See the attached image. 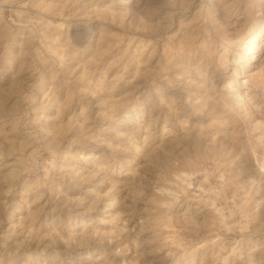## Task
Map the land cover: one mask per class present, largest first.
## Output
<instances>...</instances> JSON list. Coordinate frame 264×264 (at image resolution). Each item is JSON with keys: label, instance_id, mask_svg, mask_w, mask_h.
<instances>
[{"label": "rangeland", "instance_id": "obj_1", "mask_svg": "<svg viewBox=\"0 0 264 264\" xmlns=\"http://www.w3.org/2000/svg\"><path fill=\"white\" fill-rule=\"evenodd\" d=\"M0 264H264V0H0Z\"/></svg>", "mask_w": 264, "mask_h": 264}, {"label": "bare ground", "instance_id": "obj_2", "mask_svg": "<svg viewBox=\"0 0 264 264\" xmlns=\"http://www.w3.org/2000/svg\"><path fill=\"white\" fill-rule=\"evenodd\" d=\"M254 38H256V37H254ZM259 47V46H258ZM254 50H256V47H255V45H252V47H251V50L250 51H254ZM259 50V49H258ZM254 57V56H253ZM247 94V93H246ZM254 100V99H253ZM252 101V100H251ZM262 101H254L253 102V106H255L256 108H260V107H262Z\"/></svg>", "mask_w": 264, "mask_h": 264}]
</instances>
